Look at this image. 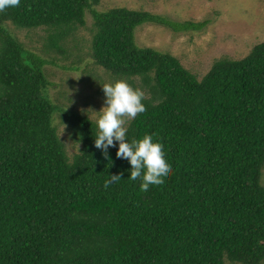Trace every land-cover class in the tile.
Instances as JSON below:
<instances>
[{
  "label": "trees",
  "instance_id": "trees-1",
  "mask_svg": "<svg viewBox=\"0 0 264 264\" xmlns=\"http://www.w3.org/2000/svg\"><path fill=\"white\" fill-rule=\"evenodd\" d=\"M100 1L20 0L0 12V264H264V41L198 78L169 51L139 45L135 30L195 31L209 19ZM87 12L93 63L145 93L126 141L151 135L171 166L148 191L117 158L118 141L105 159L96 121L51 98L46 66H78L58 55ZM17 29L45 31L55 55L27 48ZM60 125L78 145L71 155Z\"/></svg>",
  "mask_w": 264,
  "mask_h": 264
},
{
  "label": "rangeland",
  "instance_id": "rangeland-1",
  "mask_svg": "<svg viewBox=\"0 0 264 264\" xmlns=\"http://www.w3.org/2000/svg\"><path fill=\"white\" fill-rule=\"evenodd\" d=\"M96 6L99 10L125 6L163 14L179 21L209 19L204 28L195 31L173 32L152 24H143L135 30L139 45L169 51L198 78L207 72L215 59L222 56L239 59L255 44L264 41V0H101ZM85 19L86 25L68 37L66 54L58 55L59 66L69 65L75 57H80L78 66L62 69L47 65L45 70L52 82L49 87L52 100L83 110L96 121L101 114L99 111L106 106L102 86L115 82V79L93 63L89 54L92 15L87 12ZM44 34L42 29L16 30V36L27 48L51 58L55 54L46 52L44 39H40ZM74 38L75 42L72 41ZM64 55H69V58L60 60ZM55 123H58L57 120ZM59 134L67 153L76 152L78 145L67 136L63 125L59 126ZM262 175L263 170L261 182L264 184Z\"/></svg>",
  "mask_w": 264,
  "mask_h": 264
},
{
  "label": "clouds",
  "instance_id": "clouds-1",
  "mask_svg": "<svg viewBox=\"0 0 264 264\" xmlns=\"http://www.w3.org/2000/svg\"><path fill=\"white\" fill-rule=\"evenodd\" d=\"M20 0H0V12L10 7H19ZM105 96V107L96 119L99 129L94 144L102 150L108 159V148L114 147V140L119 142L116 151L117 158L126 159L131 165L130 179L142 180L141 191H148L150 186H161L170 176L172 169L164 158L163 145L153 142L151 135H145L139 141H126L127 123L135 119L138 114L146 111L142 100L145 93L140 89H133L126 81L117 80L102 86ZM95 112V111H94ZM122 173L109 175L104 187L118 183Z\"/></svg>",
  "mask_w": 264,
  "mask_h": 264
}]
</instances>
